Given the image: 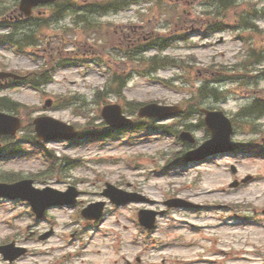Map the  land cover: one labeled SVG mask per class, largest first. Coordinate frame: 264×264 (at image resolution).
<instances>
[{
	"label": "rangeland",
	"instance_id": "obj_1",
	"mask_svg": "<svg viewBox=\"0 0 264 264\" xmlns=\"http://www.w3.org/2000/svg\"><path fill=\"white\" fill-rule=\"evenodd\" d=\"M73 1L85 6L83 1L103 4L114 0ZM233 1L236 7L227 10L215 0H117L122 11L104 16L87 15L91 20L105 22L103 36L82 37V25L77 24L72 15H67L59 24L50 25V30H41L48 36L47 42L44 41L42 47L27 48L30 58L27 54L15 53L12 46L0 47V72L16 71L22 75L43 73L46 56L54 54L56 57L59 52L58 61H53L59 67L55 68L48 85L36 90L25 85L0 86V96H7L27 108L20 113L24 114L26 123L30 118L45 115L82 129L91 118L90 128H100V110L112 103H135L137 107L154 102L186 110L183 117L177 115L158 122L139 120L132 131L105 134L104 138L91 142L49 144L47 149L59 158L58 171L51 169L42 148L34 146L35 143L19 141L31 137L29 129H21L12 141L1 139L0 144L6 150L14 144L24 154L9 160L0 157V181L8 174L11 180L31 178L37 187L48 185L63 191L67 185H74L83 192L72 208L48 210L46 220L37 227L25 204L0 199V245L15 241L16 245L28 249L25 256L12 264H125L123 258L136 264V256H142V264H160L162 259L166 264H189V260L200 258L201 263L210 259L212 264H258L264 259V147L261 144L255 143L251 148L257 151L256 148L261 147V154H220L207 162L185 164L181 168L177 165L167 167L175 157L182 158L209 139V133L199 125L202 115L186 107L187 101L193 100L191 95L194 96V91L205 80L231 77V72L246 74L248 70L252 71V76L264 74V0ZM15 2L0 0V8H12ZM240 10H249L245 14L247 21L260 31L259 34L239 26V17L235 22L233 17H237L235 13L240 14ZM41 11L44 12L42 16L47 13L43 18L51 19V7ZM255 13L260 16L258 19ZM219 24L235 25L238 30L227 27L219 32L206 28ZM65 26L74 28V35H64L63 42L59 39V49L55 53L58 43L51 36L58 37ZM191 28L200 30L201 35L191 34ZM185 32L190 36L186 40L178 39L177 36ZM120 34L125 38L121 39ZM162 39L171 40L166 49L159 52L153 46L163 45ZM134 48L136 54L132 52ZM127 50L139 58L132 65L125 63ZM255 54L260 56V65H253ZM153 56L171 57L181 68L148 71L141 59ZM80 59L84 63L74 64ZM63 62L72 64L64 67ZM112 71L123 75L125 86L120 98L110 93ZM212 72L215 74L211 75ZM164 80L173 84V88L163 85ZM208 88L216 89L218 97H204L194 108L222 110L229 118H237L243 126L241 122L247 120L238 115L264 89V77L256 86L224 81L211 83ZM98 91L103 94L100 95L104 98L102 101L96 99ZM59 98L78 99L87 106L84 110L74 109L78 106L75 102L69 107H57ZM47 99L52 100L51 107L43 108ZM131 112L134 111L130 110L129 114ZM134 115L136 117V113ZM257 122L262 131L260 135L246 133L240 128L232 140L241 145L258 142L262 137L264 140V118ZM186 126L195 138V145H183L176 138ZM64 157L70 161L79 159L80 163L59 170ZM232 165L237 169V176L231 173ZM247 175L253 177L244 186L229 188L234 178L242 179ZM105 182L144 194L152 203H131L115 208L100 195ZM174 195L190 198L205 209L199 212L168 210L157 218L151 233L139 229L136 213L140 208L163 210L162 203ZM96 201L107 202L102 223L90 225L80 216L76 217L77 211ZM51 227L54 234L46 241L37 240L35 234L30 236L31 231L44 232ZM80 248L83 250L79 256ZM0 264L8 263L0 256Z\"/></svg>",
	"mask_w": 264,
	"mask_h": 264
},
{
	"label": "water",
	"instance_id": "obj_2",
	"mask_svg": "<svg viewBox=\"0 0 264 264\" xmlns=\"http://www.w3.org/2000/svg\"><path fill=\"white\" fill-rule=\"evenodd\" d=\"M55 0H21L19 9L21 13L28 16L31 13V9L38 4H45L53 2ZM13 77L18 78L16 75L8 73H0V78ZM50 103L47 102L46 106H49ZM180 110L177 107L169 106H160L157 104H148L139 109V117H158L164 118L169 117ZM205 114V123L211 132V139L207 141L204 146L201 148L200 152L203 151L200 157L207 156L219 151H224L232 149L233 146L229 144V138L232 133V128L229 120L223 115L222 112H209L202 110ZM102 118L105 122L114 128H122L131 124V120L122 115L121 107L119 105H107L103 107L101 112ZM36 136L40 140L50 141L52 139L59 140H70L73 139L77 132L72 126H68L55 120L50 117H41L36 118L33 121ZM21 127V122L18 118L0 113V134L2 135H15L17 130ZM181 137L187 141H193L190 136L186 133H183ZM197 159L196 156L191 154L185 157V161ZM236 184H232L235 186ZM118 194L121 193L113 188L108 186V190L105 191L113 203L121 204L129 201H134L130 196L118 197ZM77 194L69 191L67 193H59L52 189L37 190L32 187V181L24 180L12 185L0 184V196L8 198H22L27 200L32 206L33 211L36 213L37 217H41L44 213V210L49 206L54 205H64L74 202V198ZM166 205L171 207H179L183 205L191 206V204L181 203L177 200H172L166 202ZM103 204H97L96 207L85 209L82 212V215L87 219H98ZM156 212L152 211H140L139 221L145 227L151 229L154 225ZM51 231L43 235L41 238L45 239L51 235ZM0 253L3 255L4 260L13 261L19 256L25 253V250L22 248H15L14 243L9 245L1 246Z\"/></svg>",
	"mask_w": 264,
	"mask_h": 264
},
{
	"label": "trees",
	"instance_id": "obj_3",
	"mask_svg": "<svg viewBox=\"0 0 264 264\" xmlns=\"http://www.w3.org/2000/svg\"><path fill=\"white\" fill-rule=\"evenodd\" d=\"M66 1L70 3V4H68V3H66V4L69 6V8L71 10L72 7L74 6V1L73 0H66ZM216 1L220 5L222 4L223 5L222 7L227 9V10L236 7V5H235L233 0H216ZM110 5L114 6L115 4L111 3ZM88 6H89V8L87 9L88 12L92 11V13H95V14H96V12L98 10L104 11L105 8H106L105 4L96 3V2H92ZM61 8L64 9V8H66V6H59V1H58V3L55 5L54 11L56 13H59V9H61ZM232 12L235 13V12H238V11H232ZM235 15H237V17H240L239 13H235ZM83 16H79V18L82 19L83 21H85ZM237 17H233V19L236 20ZM44 22L46 23V21H44ZM240 23L243 24V22H240ZM98 28H100L99 25L93 24V25H88L85 28V30L86 31L89 30V29L97 30ZM14 32H19V30L18 29H13V31L11 33H9V34L0 35V44H4V43L14 44L18 48V50H22V49H24L26 47H30V46L34 47V46L38 45L39 42H44L45 41L44 43L46 44L47 39H48V36H46L43 33H41V30H33V31L29 30L28 32L27 31H23V33L21 35L22 36L21 37L22 40L20 38L19 40L14 41V35H13ZM51 37L55 40V42L57 41V43L59 44V37H56V38H54V36H51ZM157 40H158V38L155 41H157ZM162 40H165V39H162ZM110 44L111 45H115L113 43H110ZM165 46H166V44H164V46L161 45V46H156V47H159V48H161V50H163L165 48ZM132 52L135 53V51H132ZM126 58H127V62L126 63L128 65H130V64L132 65L135 62L136 59H139L135 55H133L131 52L127 53ZM141 61L143 62V65L148 69V71H155V70H157L160 67H167V66L176 65L175 61L172 58L167 57V56H165V57L153 56V57L148 58L146 60L141 59ZM259 61H260L259 54H257V55L255 54L254 55V63H258ZM48 80H50V78H49V76L46 75V76H43L41 78V80H37L36 81V80L33 79L32 83L35 84V83L40 82V83L46 84L48 82ZM113 83H114L113 85L115 87H117V88H116V90L113 88V90L110 91V93H112V94H114L116 96H120V93H121L123 87L125 86L124 82H123V76L117 75L113 79ZM213 91L212 90H208L207 91L206 87L202 86V87L196 89V91H195L196 92V94H195L196 95V99L200 100L202 97H205V96L213 93ZM97 96H98V93L96 94V97ZM98 99H100V98H98ZM256 104L258 105V107L256 109L254 107L243 109L242 110V114H247V115H249V114H251V115H253V114L256 115L257 114L258 115V113L260 115L264 114V101H260V102H258ZM63 105H64V103H63ZM128 105H129L128 107H130V109H132V110L135 109V105L136 104L129 103ZM0 109L8 110V111H12V112L16 113V112L20 111L21 109H23V106H21V104L11 100L8 97H0ZM88 134L89 135H93V136L97 135L96 132H89Z\"/></svg>",
	"mask_w": 264,
	"mask_h": 264
},
{
	"label": "flooded vegetation",
	"instance_id": "obj_4",
	"mask_svg": "<svg viewBox=\"0 0 264 264\" xmlns=\"http://www.w3.org/2000/svg\"><path fill=\"white\" fill-rule=\"evenodd\" d=\"M8 21H16L17 23L21 24L22 22L26 21L24 18L19 17L18 15L16 16L14 13L6 19Z\"/></svg>",
	"mask_w": 264,
	"mask_h": 264
}]
</instances>
